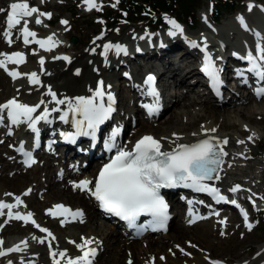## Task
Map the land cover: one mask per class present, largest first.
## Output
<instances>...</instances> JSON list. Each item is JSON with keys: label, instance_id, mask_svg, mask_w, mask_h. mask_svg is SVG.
<instances>
[{"label": "bare ground", "instance_id": "1", "mask_svg": "<svg viewBox=\"0 0 264 264\" xmlns=\"http://www.w3.org/2000/svg\"><path fill=\"white\" fill-rule=\"evenodd\" d=\"M13 2L28 3L30 7L35 6L39 12L40 10H47L49 7L47 5L48 2L37 5L38 0H0V4L5 7L6 14L8 5ZM254 2L256 1L252 0L246 5L247 7L249 4L253 5L252 9L248 10V13H237L230 18L232 23H227L226 27H234V31L225 32L220 29H212L203 22L204 20H209L208 13L203 12L200 13L203 21H201L202 27L198 35L192 36L189 34L190 31H193L192 29L185 30L183 28L182 34L169 35L170 28H166L159 32L146 33L141 36L143 38L138 36L132 38V40L123 39L122 43H116L115 40L120 31V29H116L104 38H96L93 42L91 41L89 49L93 50L92 54H89V49H85L84 46L65 45L60 40L57 31L47 32L46 27L51 26L55 19L52 16H42L43 19H40L41 23L39 25L35 22L36 14L31 17H24L21 20V24L11 30V36L13 37L19 33L17 39L22 46L20 45L21 47H19L20 49L18 48L17 52L21 53L24 59L19 64L7 62V71L2 68L5 73L16 71L20 75L13 80L11 87L0 81V98L6 96V99L0 104H4L10 99H16L19 103L34 106L43 100L47 107L51 109L54 106L51 102L52 98L46 95L49 88L57 94L58 99H71L76 96H90L92 94L90 89L94 90L97 83L102 80L106 94L110 93L114 98V111L110 119L102 125V129L97 131L98 141L95 147V154L85 163V154L78 152L80 148L82 150L85 143L63 147L66 151L62 154L57 153V150L52 154L40 152V154H37L38 161L30 168L19 161L18 157L10 158V161L5 162L4 152H9V144L13 145L11 148L13 152V148L19 141L18 133L20 130L23 132L24 137L27 136L30 129L26 124L12 127H8V123L5 121L0 124V201L15 203L14 197L19 196L22 203L12 210L13 213L19 212L26 215L31 212L33 214L31 224H25L22 220H9L7 209L4 210V215H0V219L5 218L7 222H19L25 228H33L40 235V237L30 236L29 238L13 239L9 243H4L0 248L5 250V252L16 245H20L23 248L24 244L21 242H26L27 248L23 252L7 253L0 259L16 253L18 257L8 264H22V262L28 264V261H32L33 264H52L49 244L52 245V249L55 251H65L68 257H77L81 252L77 249L76 244L82 243L81 238L83 237L95 241L91 245V247L96 249L93 264H95L98 256H102L104 253L107 254V257L102 264H128L129 260L132 261V264H150V259H155L154 264H209L211 260L219 261L220 264H264V244L260 245L255 253L253 252V254L248 256L247 253L249 251L247 246L246 248L244 247L245 245L234 250H230V246L227 245L224 250H221L222 252H219L220 247L224 243L219 238L218 231L220 228L228 229L230 219L221 224L220 221H224L221 216L210 215L208 217L207 214L203 213V210L200 211V206L197 204L198 201L194 204L197 209L192 208L190 210L192 215H185L184 205L178 200H173V208L178 211L179 209L182 210V214L174 217V210L171 206L170 213L172 218L170 223L175 218L176 222L171 232L169 224V229L165 236L160 234L158 238L146 237L147 239L145 238V240L141 241H129L128 239L131 236L124 235L115 226L99 218L100 215L88 199V191L82 192L79 188L74 187L80 181L88 180V177L94 173V170L102 162L103 158L99 159L102 149L99 138L102 143L104 134L111 132L113 126H117L120 131L117 138L118 144L122 145L125 137H128V149H131L136 140L141 139L145 135H150L161 140L165 150H170L173 147L170 141L174 139V134L182 138L177 143L183 144L194 143L205 138L200 134L203 126V129H217L212 134L213 136L220 139H228L225 150L229 155L225 157V163L222 165L223 170L220 173L222 179L215 181V187L220 189L222 195L228 194L229 198L233 197V199L249 189L256 195L252 194L246 197L252 196V200L259 207L264 208V169L261 168L264 165V161L259 163L252 158L260 141L256 137L255 139L253 132L249 130V127H258L260 130H264V103H258L256 101L257 98L255 99L251 94L246 98L244 97L245 99L236 97V93L228 90V88H222V96L219 100L203 93L205 92L204 90L199 93H202V96L206 98L190 99L189 97L190 93H194L196 89H199L196 86L198 81L196 77L197 73H201L199 67H202L203 61V53L199 48L191 47L189 41H206L207 51L213 57V62L219 70L220 80L223 84L226 80L225 78L228 79L231 75H235L239 80L250 85L252 79L245 73L247 64L240 57H243L248 51L254 52L256 34L264 35V13L261 12ZM85 5L89 7V5ZM62 7V5H55V10L58 11ZM93 13L94 10L90 12V14ZM2 15V12H0V34H2L0 54H4L2 51L4 47L1 44H10L6 42L3 36L6 18L2 17L1 19ZM238 16L244 18L248 30L242 28L238 23ZM25 19L28 21V26L33 22L39 28L45 29L43 33L36 34L35 38L29 37L30 44L34 43L38 47L37 50H39L34 61L31 60L32 56H24L25 47L30 45L23 43L21 34L23 20ZM69 23L68 20L66 26H69ZM64 25L59 23L54 27L61 32ZM49 36L53 37V41L49 42L53 44L50 51L44 50V48L35 43V40H47ZM54 41H59V44H54ZM106 43L122 45L126 48V54L116 55L114 52H109L107 61H105V58L100 53ZM54 50L57 53L49 56V53ZM56 57H68L70 62L68 64L65 59H56ZM3 58V56H0V59ZM41 59L44 60L43 65L39 63ZM137 59L142 60L144 65L136 63ZM233 63H236L238 67L232 68L231 64ZM134 65L136 67L132 68L131 66ZM144 66H146L144 74L139 79V74L143 72ZM77 71L79 72L78 75L76 74ZM32 72L37 73L39 84L29 83L27 76ZM150 73L157 76L154 86L158 88L159 107L164 106L163 97L160 96L161 91L170 90L171 87L175 93L166 111H162V114L171 111L170 117L163 124L167 126L166 129L168 131L162 130L164 133L159 135L155 134L159 127L156 128L152 125L135 127L137 125L136 118L140 117L136 96L138 94L142 95L140 92L145 87L144 77L150 75ZM241 73L244 75L242 76ZM120 74H123L124 80ZM126 82L129 85L128 92L123 88V86L127 87L125 86ZM234 84L231 83L230 85ZM12 87L16 90H12ZM180 90L185 91L183 95L177 96L176 91L179 92ZM263 98L264 96H261L260 99ZM250 99L254 104L245 103ZM43 107L42 105L33 115L40 114L43 111ZM59 107L61 112L67 110L65 105H60ZM226 107L230 109L226 110ZM194 111H197L198 114H194ZM60 114V112H52L49 120L56 124V119ZM185 118L189 119L188 123L182 122ZM70 120L71 116H69V123ZM235 123H238L241 127L238 131L240 137L233 133H228L229 130L236 129ZM48 124V122H39L37 124V129L41 136H45ZM71 129L74 130L73 128ZM50 132L52 131L48 133ZM57 133L58 131L55 132L56 135ZM194 133L196 135H193ZM249 136L253 137L251 142L248 141ZM241 140L245 141L244 145L237 143ZM58 145H61V143ZM245 148L248 150L245 154L247 158H242L240 154L245 153ZM44 155L46 156L45 158ZM12 156H14V152ZM43 159L44 161L40 166L39 162ZM75 164L78 165L75 167ZM229 164L232 166L229 167ZM59 167L62 168L63 172L59 171ZM13 169L15 170L14 174L8 173V171ZM244 171H249V174H244ZM70 180H74V182L72 183ZM235 185H240L241 190L233 194L228 190ZM21 187L22 189H20ZM25 192L29 194L24 195ZM8 193L11 195H6ZM60 203L64 204L72 212L77 210L82 212V217L64 219L50 217V211L54 209L55 205ZM197 217H199L198 220H196ZM99 219L101 222H99ZM47 220L52 221L53 224L56 222L58 227L62 224L61 221H65L60 227L63 230H54V227ZM32 221H35V224ZM36 225L47 229L55 239L49 237L47 233H41ZM213 239L217 240L215 244ZM40 240H43L44 243H40ZM69 241L75 243H70ZM240 241L241 243H239L242 244L245 239ZM176 246L180 247L179 250L175 249ZM216 253H221L225 259L215 257Z\"/></svg>", "mask_w": 264, "mask_h": 264}, {"label": "snow or ice", "instance_id": "2", "mask_svg": "<svg viewBox=\"0 0 264 264\" xmlns=\"http://www.w3.org/2000/svg\"><path fill=\"white\" fill-rule=\"evenodd\" d=\"M85 3L89 5L88 10L96 6L94 0H85ZM248 7L251 10L253 5L249 4ZM4 11V9H0V12ZM33 14H37L35 20L37 25L41 23L40 16L47 15L50 17V14L39 12L36 7H30L25 2H13L8 5L5 31L3 33L6 42L10 43L11 30L21 24V20L24 17H31ZM237 21L242 28L248 30L242 16H238ZM166 22L170 26L169 35L183 33L182 27L175 20L167 19ZM61 24H67V21L62 20ZM21 34L25 45L30 43L29 37H36V33L28 29V21L26 19L23 20ZM101 38L102 36L97 39ZM50 41H53L52 36H49L47 40H35V43L44 48V50L50 51L53 47V44L49 43ZM53 43L58 45L59 41H54ZM189 44L193 48H199L203 53L202 71L209 77L213 87L218 88L221 84L219 70L213 62V57L207 51L206 41H189ZM109 52H114L116 55L126 54V48L120 44H104L100 55L105 58V61H107ZM0 56L4 57L0 59V68H4L6 71L7 62L19 64L24 59L19 52L11 55L0 54ZM56 59L69 60L68 57H56ZM240 59L246 62L249 74L258 81H264V35L256 34L254 52L248 51ZM39 63L43 65L44 60L41 59ZM8 74L13 78L20 75L16 71H10ZM76 74L78 75L79 72L77 71ZM241 75L243 76L244 74L241 73ZM27 78L30 84L40 83L36 72H32ZM144 85L146 86L147 94L154 98L155 102L148 106L149 112L154 113L158 110V93L154 87V77L151 75L147 76ZM90 91L92 93L90 96L58 99L57 94L49 88L46 95L52 98L51 102L54 106L51 109L47 107L43 100L34 106H29L28 104L19 103L16 99H10L4 104H0V124H3L5 120L10 126L26 124L33 132H37V124L39 122L50 123V114L52 112H60L59 119L65 123H69V116H71L70 123L74 129V132L71 133H61V136L66 141L75 142L79 136L91 137L95 141L97 131L101 125L110 119L114 111V98L110 93L106 94L102 80L97 83L94 90L90 89ZM256 95L258 97L264 96V86L256 89ZM42 105L44 106L43 111L34 116L33 114ZM60 105H65L67 110L61 112ZM216 131L217 129L215 128L203 129L202 126L200 134L205 138L189 144L177 143L182 138L174 134V139L170 141L173 144L170 150L164 149L161 140L145 135L137 140L131 149H126L117 143L120 131L118 128H114L105 140L104 148L105 151L114 152L115 154L110 156L109 162L104 164L99 170V174L95 179L94 189H88V185L92 183L89 180H82L75 184L74 187L82 191H89V194L95 198L104 212L119 217L127 222L130 228H137V221L141 217H150V220L143 227L150 228L153 231L164 229L169 219L168 204L161 195V189H190L197 193L207 194L218 203H231L240 207L235 199L229 200L221 194L219 188L215 187V181L222 179L220 175L223 170L222 165L225 163V157L229 155L225 150L228 139H220L213 136L212 134ZM193 135H196V133ZM252 140L253 137L249 136L248 141L251 142ZM237 143L244 145L245 141L241 140ZM20 151L25 157L24 163L26 165L30 166L31 163L35 162L31 154L23 150V146H21ZM247 151V148H245V153H241L240 156L247 158L245 155ZM228 166L231 167L232 165L229 164ZM209 182L212 183L210 184ZM239 190H241V186L235 185L228 191L235 194ZM28 194V192L24 193V195ZM6 195L11 194L8 193ZM14 200L15 203L0 201V215H4V210L7 209L9 220H22L28 223L33 214L31 212L26 215L19 212L13 213L12 210L22 203L19 196L14 197ZM54 209L58 210L60 215L69 214L73 218L82 217L83 215L82 212L78 210L72 212L63 205H55ZM241 213L245 227L251 229L252 225L248 223L247 213L243 209H241ZM49 214L56 215L57 213L50 211ZM190 215L192 214L190 213ZM64 222L61 221L62 224ZM32 223L35 224V221H32ZM220 223L223 224L225 221L221 220ZM36 227L39 228L41 233H47L49 237H52V234L47 229L39 225H36ZM221 234L223 235V232ZM52 239H55V237H52ZM81 240L82 243L76 244L77 249L81 252L77 257H68L65 251H55L52 249V245L49 244L52 264H93L96 249L91 247V245L95 241L83 237ZM39 242L44 243L43 240ZM69 242L75 243L73 241ZM21 243L24 244L23 248L20 245H16L7 249V252L0 248V257L7 253L23 252L27 248V243ZM2 244L3 241H0V245ZM28 264H33V262L28 261ZM128 264H132V261L129 260ZM209 264H220V262L211 260Z\"/></svg>", "mask_w": 264, "mask_h": 264}, {"label": "rangeland", "instance_id": "3", "mask_svg": "<svg viewBox=\"0 0 264 264\" xmlns=\"http://www.w3.org/2000/svg\"><path fill=\"white\" fill-rule=\"evenodd\" d=\"M143 1H146V0H96L94 3L96 6L92 7L91 10H88L89 7H87L85 5L86 4L85 0H48V1L38 0V2L36 4L40 5V4H43V2H48L47 5H49V7L47 8V10H40V12L50 14V16L55 18L54 21L52 22V25L49 27L48 26L46 27L47 32L57 31L59 33L60 40L65 45H67V46H78L79 45L80 47L84 46L85 49L88 50L90 47L91 41L93 42L94 39H96L100 36H103L102 38H104L111 31L116 30V29H120V31H119V34H118L115 42L116 43H122L124 41L123 39L132 40V38L138 37V36L141 37L142 35H145L149 31H151L149 33H155V32H159L161 30H165L166 28H170V26L168 25L166 20L167 19L175 20V19H174V17L169 16V15H165V16L161 17V21L165 24V26H164V24H162L161 26H159L155 30L146 27L147 23L145 21L135 22V21H131V20L130 21H124L123 20L124 17H127L129 15V12L132 11V7H131L132 4L138 5V6H140V8L145 7V4ZM193 1H194V3L196 2L197 6H198L196 9V18L198 20V24L196 25L195 30L190 31L189 34H191L192 36L193 35L195 36L196 34L197 35L200 34L199 31H200V28L202 27V25H201L202 22L199 21V18L201 21H203L200 17V13H203V12L206 13L207 12L208 16H210L211 8H210V1L209 0L208 1L207 0H193ZM232 1L236 2V8L234 9V11L231 14L222 16V18L218 24H216V25L213 24V22H211L210 19L204 20L203 22L215 30L220 29L221 31H225V32H228L230 30L234 31V27L228 28V27H226V24L232 23V21H230V18L233 17L235 14H237V13H239V14L243 13L244 14L245 12L248 13L249 7H247L246 5L252 0H232ZM255 1L256 2H254V4L260 8L262 13H264V0H255ZM55 5H62L63 7L60 10L56 11ZM4 8H5L4 5L0 4V9H4ZM93 10H94V13L90 14V12ZM2 14L3 15L1 16V19H2V17L6 18V16H7L6 12L4 11V12H2ZM119 15H121V17H119ZM134 16L135 15H130V17H134ZM121 18H123V19H121ZM39 19H43L42 16H40ZM62 20L63 21L69 20L70 23H69V26H66V24H65L62 27L61 32H59V29L55 28L54 26L56 24H59V23L61 24ZM181 25L180 26L185 30L191 29V28L187 27L186 25H183V24H181ZM28 28L30 31H33L36 34L43 33L44 32L43 30H45L43 28H39L33 22L31 24H29ZM153 31H155V32H153ZM18 35H19V33H17V35H15V37L11 36L9 38V40H10L9 45L4 44V43L1 44L4 47V49L2 51L5 55H11L12 53L17 52L20 49L19 47L22 46L21 43L19 42V40L17 39ZM64 37H66V38H64ZM0 39L2 40V34H0ZM71 39H75L76 42L72 43L70 41ZM241 42H243V41H241ZM25 48L26 49L24 50V56H27V55L32 56L31 60L32 61L36 60L35 56L39 52V50H37L38 47H36V45L34 43H31L30 45L26 46ZM92 52H93V50L89 49V54H92ZM56 53L57 52H55V50L51 51L49 53L50 54L49 56H52ZM137 62L140 63V65H142V66L144 65L142 60L137 59L136 63ZM131 67L134 68V67H136V65L131 66ZM145 68H146V66H144L143 72H141L139 74V79L142 78ZM120 76L124 80L123 74H120ZM123 80H120V81H123ZM0 81L1 82L3 81V83H6L10 87L12 86V83H13V80L9 79V77L6 75V73L2 69H0ZM125 86H127V87L123 86V88L126 89V91L128 92L129 87H128L127 82H126ZM12 90H16V89L14 87H12ZM184 91L185 90H180L179 92L176 91L177 96L183 95ZM196 92H198L197 89L195 90L194 93H190V95H189L190 99L198 98V97L206 98V97L202 96V94L199 95ZM238 94L240 96H238L236 93V97L241 98V96H243L246 98V95L244 96V94H242V93H238ZM4 99H6V96H3L0 98V103ZM250 100H247L245 103L250 102V103L254 104L253 101L252 100L250 101ZM256 101L258 103H260V102L264 103V98L260 99V100H256ZM184 102L186 103V101H184ZM226 108H227L226 110L230 109L229 107H226ZM220 110H225V109H220ZM170 113H171V111L166 113L161 118L159 128L157 129V132L155 134L159 135V134L164 133V132H162V130L168 131L166 129L167 126L163 125V124L170 117V115H171ZM194 114H198L197 111H194ZM182 122L188 123L189 119L185 118V119H183ZM227 124H229V123H227ZM146 125H149V124H146ZM235 125H236V129L235 130H229L228 133H233L234 135L239 136L238 131L241 129V127L238 123H235ZM141 126L142 125L140 124V127ZM249 130H251L253 132L254 138L256 137L257 140L260 141L258 146L255 148V154L252 156V158L255 162L261 163L264 161V130H260L258 127H249ZM126 138H128V137H125V139ZM125 141L127 142L128 140H125ZM11 147H12V145L9 144V152L8 151L4 152V157H5L4 161L5 162L10 161V158L12 157V152L10 151ZM45 157L46 156L44 155V158ZM43 161H44V159L39 162L40 166L43 163ZM261 168L264 169V165ZM58 169L60 172H63L61 170L62 169L61 167H59ZM258 171H259V169H258ZM9 172H10V174H14L15 170L13 169V170L8 171V173ZM28 172L30 173V171H28ZM60 174H62V173H60ZM244 174L248 175L249 171H244ZM257 175H259V174H257ZM70 181H72V183L74 182V180H70ZM20 189H22V187ZM252 194L256 195V193H254V192L252 193L249 189H247L246 191H244L243 193L238 195V198H246L247 195H252ZM256 210H259L258 211L259 213H256V215H255ZM174 211H175L176 215H179V212L182 214V212H181L182 210H180V209H179V211L174 209ZM229 213H231V212L229 211ZM251 215L253 216V219L250 220V222H249V224L252 225L251 229L246 228L241 222H239V220L237 221L236 218L235 219L232 218V220H231L230 216H225L224 220L230 219V221L228 223L229 228L228 229L227 228H225V229L220 228L218 231V236H219V238H221L222 242L224 243L222 245V247H220L221 249L219 250V252H222L221 250L222 249L224 250V248L227 245L230 246L229 247V248H231L230 250L239 249L241 246L245 245L244 247L246 248V246H247V250L249 251V253H247V256H248L250 254H253V252L255 253L256 250L258 249V247L260 245L264 244V208L259 207V206L255 207L251 211ZM45 219H47V218L45 217ZM175 219H174V221L171 222L170 232L173 229V227L175 226V222H176ZM47 221H48V223L51 224V226L54 227V230H56V231L57 230H63V228H60V226L58 227L56 222H54V224H53L52 221H49V220H47ZM99 222H101V220ZM2 224H4V227L0 228V241H3V244L9 243L13 239H25V238H29L30 236L40 237V235L33 228H30V227L25 228L24 226L20 225L19 222H13V221L7 222L5 220V218H1L0 219V225H2ZM222 232H223V235L221 234ZM165 235H162V236H165ZM155 237L158 238V236H155ZM148 238H150V237H148ZM242 239H245V241H243V243L240 244L241 243L240 240H242ZM128 240L133 241L130 239H128ZM141 240L135 239L134 241H141ZM216 242H217V240L213 239V243L215 244ZM239 244H240V246L238 247ZM179 248H180L179 246L175 247L176 250H179ZM216 254L217 255L215 257L225 259L224 255H222L221 253H216ZM16 257H18V255L16 253L12 254L11 256L4 257V258L0 259V264H8L10 262L12 263L16 259ZM106 257H107L106 253H104L102 256H98L95 264H102ZM244 257H246V256H244ZM149 262H150V264H154L155 259H150Z\"/></svg>", "mask_w": 264, "mask_h": 264}, {"label": "trees", "instance_id": "4", "mask_svg": "<svg viewBox=\"0 0 264 264\" xmlns=\"http://www.w3.org/2000/svg\"><path fill=\"white\" fill-rule=\"evenodd\" d=\"M209 1L212 7V22L215 24L220 22L222 16L231 14L236 8V2L232 0ZM143 2L145 7L140 8V6L132 4V11L129 12L127 17L121 19L135 22L145 21L147 23L146 27L154 30L164 24L161 17L165 15L174 17L179 23L188 26L192 30H195L198 24L196 18L198 6L193 0H146ZM130 15L135 16L130 17Z\"/></svg>", "mask_w": 264, "mask_h": 264}, {"label": "water", "instance_id": "5", "mask_svg": "<svg viewBox=\"0 0 264 264\" xmlns=\"http://www.w3.org/2000/svg\"><path fill=\"white\" fill-rule=\"evenodd\" d=\"M71 42H72V43H75V42H76V40H75V39H71Z\"/></svg>", "mask_w": 264, "mask_h": 264}]
</instances>
